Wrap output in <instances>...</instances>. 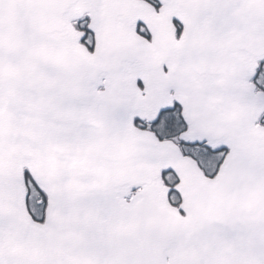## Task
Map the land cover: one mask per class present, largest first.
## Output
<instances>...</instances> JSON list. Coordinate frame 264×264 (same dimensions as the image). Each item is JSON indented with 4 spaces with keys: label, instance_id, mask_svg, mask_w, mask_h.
Segmentation results:
<instances>
[{
    "label": "snow or ice",
    "instance_id": "obj_1",
    "mask_svg": "<svg viewBox=\"0 0 264 264\" xmlns=\"http://www.w3.org/2000/svg\"><path fill=\"white\" fill-rule=\"evenodd\" d=\"M0 264H264V0H0Z\"/></svg>",
    "mask_w": 264,
    "mask_h": 264
}]
</instances>
